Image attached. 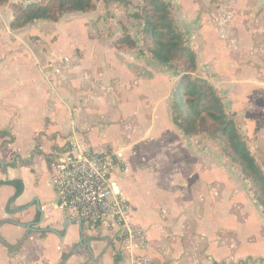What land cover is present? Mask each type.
Wrapping results in <instances>:
<instances>
[{"label": "crops", "instance_id": "crops-1", "mask_svg": "<svg viewBox=\"0 0 264 264\" xmlns=\"http://www.w3.org/2000/svg\"><path fill=\"white\" fill-rule=\"evenodd\" d=\"M7 1L0 6V17L10 13L13 19L11 5L40 0ZM140 1L92 0L93 11L63 14L52 27L37 20L19 29L6 22L4 31L0 29L28 42L10 43L6 45L10 50L0 55V72L13 55L11 61L24 73L0 82V131L7 133L0 137V182H11L0 185V264H128L115 228L90 231L77 218L56 209L49 164L72 139L96 152L113 148L111 132L121 130L129 114L137 116V108L132 106L128 114L126 104L132 100L137 105L144 97V85L156 77L142 75L150 57L136 53V48L114 45L123 34L133 39L132 29L113 37L89 25L111 14L118 17L129 3ZM162 1L181 26L199 24L202 58L211 68L240 67L232 53L247 51L248 56L239 61L251 65V83L247 82L251 109L262 106L252 125L254 132L263 133L264 148V0ZM66 15L74 21L64 23ZM222 19L223 25L218 24ZM244 36H251L247 48ZM105 59L118 68L119 75L104 76L95 70ZM170 94L160 105L169 119ZM109 100L116 111L106 117L101 112ZM170 124L174 126L171 119ZM162 126L171 153L165 165L169 171L161 178L168 187L148 190L138 185L133 191L122 153L121 169L111 175L121 196L135 203H130L132 221L145 233L147 264H264V213L248 181L241 180L227 157L212 154L208 139L184 136L166 121ZM15 184L20 185L18 193Z\"/></svg>", "mask_w": 264, "mask_h": 264}, {"label": "rangeland", "instance_id": "rangeland-1", "mask_svg": "<svg viewBox=\"0 0 264 264\" xmlns=\"http://www.w3.org/2000/svg\"><path fill=\"white\" fill-rule=\"evenodd\" d=\"M138 4L133 5L129 3L127 10L121 13V15L118 17H115L113 14H111L112 17H114L113 21L110 20L112 17L109 16H106V18L103 20L90 21L91 24L89 27L99 33L107 30L106 32L109 31V34L111 33L110 35L113 37H115V33H119L120 31H122V33H126L125 31L123 32L124 29H132V37L135 39L137 44H139L141 41L140 27L142 23L132 16L136 12L139 13ZM125 5L127 6L125 3L122 4V7L124 8ZM72 17L73 16L71 15L64 16L63 22L68 24L72 23L74 21V18ZM11 21L12 15L10 13L3 14L2 17H0V29L5 28L6 24L10 23ZM174 21L176 25L181 28L186 44L191 46L194 53L196 54L197 67L195 76L206 79L217 89L220 97L222 98L226 112L232 116L238 131L241 133L250 152L257 161V164L264 172V148L261 144V141L263 140V133H259L258 131L254 132V127L252 125L254 123L253 115L262 114V106L251 109V88H249V85L247 84V82L251 83V65L247 62L239 61V57L244 55L248 56L246 53L247 51L244 53H239L238 55L232 53V59H235L237 64H242L240 67L235 69H213L208 66L206 60L202 58L203 52L200 48L198 36L199 24L197 25V28L194 26L192 28H188L181 26L176 20ZM47 22L48 27H52L51 23L53 22ZM223 23L224 20L222 19L218 24L223 25ZM249 23L250 20L248 19L245 20L243 24L247 26ZM84 27L88 28V25L85 24ZM2 30L4 31V29ZM242 38L243 44L246 48L247 46L251 45V36H244ZM0 42L2 43H0V55H2L10 50L6 45H9L13 42H18L24 46L27 41H21L19 37L7 32L3 33L0 30ZM136 53L141 54L142 56H149L148 54L144 53V51H137ZM12 56L13 55H10V57H7V60L4 61L6 66L0 72V82L10 81L18 75H24L22 71H19V67L11 61L13 59ZM147 60L149 62L147 63L148 65L146 68L142 70V75L145 77L154 75L156 77L153 79L152 84L147 83V85H144V97L140 98V100L137 102V105H135V102L132 100L128 101L126 104L128 107L127 113L129 114L130 108L135 106L137 108V116L132 117L129 114L126 118V123L119 126L121 130L111 132V135L109 136L111 139L109 144H111L113 148L106 149L107 152L109 151L110 153H120V155L121 153L123 154V159L125 160L128 170L130 171L127 178L130 184H132L131 186L133 191L136 190L138 185L140 188L143 187V189L148 190H156L159 187H168L167 180L161 179L162 175L169 171V167L165 168V165L166 163L168 164L167 158H169L171 154L168 146L169 142L166 141L168 136L166 137L162 124L166 121V123L177 132V129L170 124L168 111H166V109H162V111H160V105L165 96H169L174 81L178 80V76L183 71V65L181 62H175L173 66H164L154 61L151 57L147 58ZM107 61V59L100 61V65H98L97 68L95 67V70L101 72L104 76L113 77L116 74L119 75L118 68L114 67ZM84 70L87 69L84 68ZM226 70L229 73H227ZM243 82H246L245 85H243ZM118 94L120 95V91ZM108 102V106L103 108L101 112L106 117L113 115V112L116 111L114 103L112 104L113 101L109 100ZM108 107L109 109L107 110ZM101 113L100 110L97 111L99 116ZM121 117H124L123 113H121ZM141 119H143V123ZM137 121H139V126L136 125ZM155 122L159 124V128H161L160 130L157 129ZM191 136L208 139L210 142H212L214 148L212 154L223 155L227 157L229 161H232L236 171L239 173L241 180L248 181L250 190L251 182L241 172L240 165L231 159L227 147L224 146V142L222 143L220 140L211 139L205 133ZM100 149H103V147L97 148V150ZM210 153L211 152H209L208 155H210ZM162 161H164L163 164L161 163ZM130 203L135 205L133 199H130Z\"/></svg>", "mask_w": 264, "mask_h": 264}, {"label": "trees", "instance_id": "trees-1", "mask_svg": "<svg viewBox=\"0 0 264 264\" xmlns=\"http://www.w3.org/2000/svg\"><path fill=\"white\" fill-rule=\"evenodd\" d=\"M0 0V6L7 4ZM139 13L133 18L142 23L140 43L123 35L114 45L137 48L157 63L170 66L181 62L183 71L178 76L169 99L172 124L184 135L205 133L211 139L224 142L229 155L241 167V172L251 182L250 192L264 213V172L250 152L235 121L229 115L216 88L206 79L196 77V56L184 40L176 25L170 6L162 0H141ZM11 29L23 28L37 21L57 22L67 13H88L95 6L92 0H40L26 5H11ZM126 36V37H124ZM142 46V47H140ZM7 133L0 131V137ZM17 193L20 185L15 184Z\"/></svg>", "mask_w": 264, "mask_h": 264}, {"label": "built area", "instance_id": "built-area-1", "mask_svg": "<svg viewBox=\"0 0 264 264\" xmlns=\"http://www.w3.org/2000/svg\"><path fill=\"white\" fill-rule=\"evenodd\" d=\"M122 162L119 154L96 152L85 143L69 141L49 164L56 209L77 218L90 231L115 228L128 264H147L145 233L133 223V207L111 181Z\"/></svg>", "mask_w": 264, "mask_h": 264}, {"label": "water", "instance_id": "water-1", "mask_svg": "<svg viewBox=\"0 0 264 264\" xmlns=\"http://www.w3.org/2000/svg\"><path fill=\"white\" fill-rule=\"evenodd\" d=\"M11 182H8V181H3V182H0V185H9ZM113 186H115V184H113ZM115 189L117 190V187H115Z\"/></svg>", "mask_w": 264, "mask_h": 264}]
</instances>
